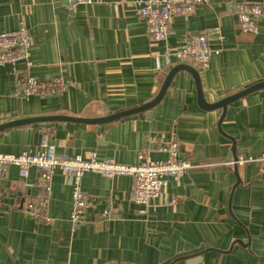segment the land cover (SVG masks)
Here are the masks:
<instances>
[{"label":"crops","instance_id":"0c3cea01","mask_svg":"<svg viewBox=\"0 0 264 264\" xmlns=\"http://www.w3.org/2000/svg\"><path fill=\"white\" fill-rule=\"evenodd\" d=\"M90 1L73 9V0H0V34L25 27L32 35L29 73L68 84L61 96L23 99L16 93L26 63H18L19 74L0 66V125L35 117L97 119L142 107L178 65L199 72L209 104L264 82V20L252 35L241 31L235 14L238 3L264 6V0H209L176 18L170 38L157 44L135 0ZM216 28L224 39L211 38L219 54L206 70L174 56L191 34ZM222 116L200 107L194 77L181 71L161 102L144 112L100 125L48 121L0 132L2 154L35 152L47 139L59 155L95 153L124 165L138 163L148 140H176L180 158L193 165L147 210L134 201L132 178L87 174L82 187L92 207L81 225L71 222L69 177L55 173L52 223L45 225L23 211L25 199L38 193L37 172L24 189L11 168L0 199V264H264V166L250 160L264 155V90Z\"/></svg>","mask_w":264,"mask_h":264},{"label":"built area","instance_id":"2783aa9c","mask_svg":"<svg viewBox=\"0 0 264 264\" xmlns=\"http://www.w3.org/2000/svg\"><path fill=\"white\" fill-rule=\"evenodd\" d=\"M74 1L76 4L71 7L73 9L76 5L91 3L90 0ZM208 2L209 0H135L134 4L138 18L147 23L149 40L157 44L170 38L171 27L176 18L193 15L200 5ZM235 14L242 32L258 34V23L264 20L263 5L241 2L236 5ZM212 37L224 39L219 28L191 34L184 46L174 52V56L181 63L193 64L199 70H206L212 56L219 54L210 47ZM32 44V35L25 27L15 32L0 34V66L9 65L15 74H19L18 63H26L25 74L19 75L20 89L16 93L17 96L23 99L34 96L46 99L63 95L68 89V84L63 78L46 82L29 73L32 67L30 60ZM154 153L167 157L164 160H156L152 157ZM250 160L264 166V155ZM14 167L19 171V180L24 189L29 187L31 172L36 171L38 174V193L25 199L23 211L39 224L52 223L48 208L55 173L60 172L63 176L69 177L73 183L71 222L74 225H81L85 223L87 213L92 207V200L82 187L87 174H96L107 179L132 178L134 201L147 210L166 196L170 180L180 182L193 165L180 158V143L176 140L169 142L148 140L139 152L138 163L124 165L113 160L101 161L95 153H89L85 157L62 156L57 153L55 146L45 139L35 152H23L20 155L0 153V199L2 185ZM175 204L176 199L170 203ZM104 215L109 216L110 211H105Z\"/></svg>","mask_w":264,"mask_h":264},{"label":"water","instance_id":"95a60500","mask_svg":"<svg viewBox=\"0 0 264 264\" xmlns=\"http://www.w3.org/2000/svg\"><path fill=\"white\" fill-rule=\"evenodd\" d=\"M181 71H187L188 73H190L194 77L196 87H197V93H198L200 107L206 111L222 110L223 111L222 120L224 119V117L227 113V109L231 104H233L234 102H236V101H238V100H240V99H242V98H244L250 94H253L257 91L264 90V82H261V83H258L256 85L252 86V87H249V88H247V89H245V90H243V91H241L235 95L229 96V97H227V98H225V99H223L217 103L209 104L204 98V94H203V90H202V82H201V77H200L199 72L189 65H178L170 71L167 79L165 80V82L162 85L161 91L159 92L158 96L152 102H150V103H148L142 107L132 109L129 111H125V112H122V113H119L116 115H111L108 117L97 118V119H80V118H71V117H66V116L35 117V118L21 119V120H16V121H12V122H8V123L0 125V132L10 130V129H14V128H18V127L31 125V124L48 122V121H52V122H54V121H70V122L83 123V124H89V125H100V124L110 123V122L119 120L121 118L127 117V116H131L134 114L144 112L146 110L153 108L159 102H161L164 95L166 94V91L170 87L172 80ZM244 159H246V158L244 157ZM238 162H239V159H235L236 166L238 165Z\"/></svg>","mask_w":264,"mask_h":264}]
</instances>
